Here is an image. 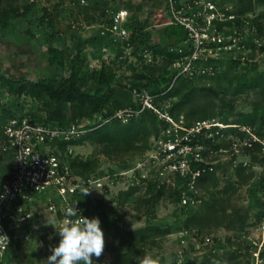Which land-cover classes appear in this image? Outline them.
Segmentation results:
<instances>
[{"label": "rangeland", "instance_id": "obj_1", "mask_svg": "<svg viewBox=\"0 0 264 264\" xmlns=\"http://www.w3.org/2000/svg\"><path fill=\"white\" fill-rule=\"evenodd\" d=\"M26 1L28 0H0V17L5 13L6 16L3 18H6L7 12L12 11L14 7L21 9ZM38 1L41 5L46 6L52 15V31L54 32L52 44L64 49L69 57L79 50L84 59V68L88 71L103 63L109 64L113 68L116 79L114 82L122 87V90L128 92L129 86H133L134 83L149 82L148 79L151 76L169 74L171 71L170 60L157 51L145 48L141 44L137 54H134L132 53V46H127L120 40L113 42L108 37L105 25L110 20V15L106 10H116L123 7L125 1L134 2L133 0ZM224 1L235 4L234 0ZM130 4L131 12L135 9L132 12L135 14L139 10L140 17L147 22L145 30L151 36L147 42L151 43L154 40L159 42L165 26L168 25L165 23V17L162 14L159 15L162 2L157 5L153 0H137L135 2L137 6H134V3ZM249 13L255 20L264 22V4H256ZM74 20H78L82 24L73 28L71 24ZM36 35L38 36L35 38L19 42L16 41L10 29L0 27V70L12 77L33 78L40 75L41 72L44 75L64 76L67 73V67L56 71L46 66L45 36L40 33H36ZM259 36L263 45L261 50H252L251 54L240 56V59H235L237 60L236 65H234L233 59V62H223L217 72L225 71L229 74L228 76H233L234 72L246 73L248 76L264 72V32L263 37L260 34ZM250 39L251 37H249ZM250 44L251 42L248 45L250 46ZM178 45L181 46L180 42ZM103 47H106V50H103ZM229 64L232 65L230 70ZM138 74L143 75V78L136 77ZM88 81V84L84 85L85 88L89 84L95 87L93 78H89ZM204 86L213 87L216 93L201 95L203 90L201 88ZM141 88L148 92L149 87L141 86ZM195 88L197 96L201 95L202 100L209 107L208 113L213 114L212 118L205 119L208 124L214 120H219L222 116L231 119L235 117L236 112H249L254 108L256 102L264 99L263 94L258 89L236 92L233 86H228L227 81L222 77L217 80L206 76L200 77L195 81ZM1 92L0 101L10 104L19 113L29 114L32 111H39L43 106L41 99L29 95L9 97L5 89H2ZM132 94V101L138 102L137 97ZM169 105L167 100L163 107L168 110ZM98 118L99 115L94 114L92 117L82 118L78 124L82 126L93 124ZM126 118L127 116H124L122 120L125 121ZM162 120L168 125L160 127L157 136L151 135L146 144L136 143L130 149L124 147L116 149L108 144L102 145L89 141L72 144L70 147L71 151L68 153L73 157L96 158L97 160L95 171L87 179L80 176L79 173L71 171L76 184H79L76 189V196H72L74 203L76 202L75 205L80 208L84 215L99 216L105 234L104 250L100 257L93 256V264L109 263L121 229L138 227L148 221L156 222L161 226L170 225L173 230L171 233L158 238L157 243L148 249V254L155 260H159L160 264H179L182 259L190 264L198 262L203 258L208 248L213 245L219 247L220 254L238 250L236 258L228 260L223 257L218 264L254 263L253 254L264 247V243L261 246L264 240V219L262 222L258 221L261 202H264V195H262L264 164L260 161L261 152L252 151L258 155V159L253 161L246 151V146L249 145L248 142L252 136L248 133L247 137L240 139L224 134L214 142L220 144L219 146L206 145V147L194 151L203 163L219 164L220 166L217 171V177H219L217 186L205 184L200 189H196V194L207 197L209 191L215 188L221 189L224 184L231 181L236 189L224 194V197L228 198V205L225 206L237 204L248 208L247 227L242 231L227 229L223 225H219L213 230L207 227L200 232L204 236H209V239L190 234L185 237L184 243H181L179 240L180 233L177 230L181 212L175 202L174 195L170 191H173L174 187L177 186L183 189L186 187H184L182 176L167 170L165 165L172 159L164 156L158 148L163 140L171 138L175 132L170 121ZM172 120H175L173 116ZM185 122L183 116H180L178 124L184 126ZM243 128L245 127H241V129ZM11 154L12 150L5 146L2 133H0V185L10 177ZM62 158L65 162L66 158L63 156ZM240 164L243 169L235 170ZM132 183L138 186V190L122 203L119 200V192L125 190ZM161 184H164L165 192L160 201L154 207L147 206L143 202V198L148 195L146 194L148 186L158 187ZM86 190L89 192L84 195ZM30 210L32 211L31 218L24 227L25 231L29 232L30 237L26 240H18L12 245L5 264H47V256L52 247L59 241L54 226L46 224V222H52L58 227L65 218L56 217L54 213L46 210L40 202L32 204ZM153 213L154 215H152ZM174 259H177L176 262H173ZM248 259L250 260L248 261ZM258 264H264V259L259 258Z\"/></svg>", "mask_w": 264, "mask_h": 264}, {"label": "trees", "instance_id": "obj_2", "mask_svg": "<svg viewBox=\"0 0 264 264\" xmlns=\"http://www.w3.org/2000/svg\"><path fill=\"white\" fill-rule=\"evenodd\" d=\"M8 1V0H7ZM222 2H226L221 0ZM235 8L239 13L252 11L256 4H264V0H234ZM159 3L162 0H153ZM1 15L0 27H5L13 32L16 41L23 42L30 38H35L36 33L45 36V60L46 66L52 70L59 71L67 67V73L64 76L44 75L41 72L36 77H12L0 70V93L5 89L9 97L21 95H29L36 99L43 101L42 108L39 111H32L29 114L22 113L6 102L0 101V133L2 127L8 119L12 117H28L38 123L45 125L69 126L72 123L78 124L84 117H92L97 114L99 118L93 124L84 126L85 132L78 138L70 139L68 141H53L51 146L55 147L54 152L66 158V161L75 173L87 179L97 167L96 158H78L73 157L67 152L68 145L80 144L84 141H89L96 144H108L114 146L116 149L124 147L125 149L133 148L136 143L148 142L151 135L157 136L160 127H166L167 122L160 119L151 109L145 108L138 114L127 116L126 120L123 117L116 116L118 110L127 107L139 109L140 104L131 99L133 89L142 90L141 86H146L148 92L155 96L154 103L157 106H163L164 102L168 100L170 105L168 107L169 113L176 121L183 116L185 119L184 127L186 129L194 128L197 122L210 119L213 114H209V107L202 100L204 94H215L216 90L209 86H204L200 96L196 94L195 81L200 77L189 78L179 76L172 87L168 86L172 80L173 73L151 76L149 82H137L133 86L130 85L128 92L122 90V87L115 84L116 81L113 73V68L109 64H101L99 67L90 71L84 68L83 57L78 50L73 56L69 57L64 49H61L52 44L54 32L52 31V15L46 6L39 3L38 0L26 1L22 8L14 7L12 11L7 12V17ZM145 19H142L138 13L131 14L126 23L129 30V43L132 46V53L137 54L139 47L151 48L153 51L163 55L167 59L174 60L178 56V52L171 51L170 48L177 45L185 35V29L178 24H168L163 30L159 42L149 41L150 34L145 30L147 24ZM258 34L262 35L264 32V22L256 20ZM49 28V30H47ZM263 46L260 47V50ZM235 61V62H233ZM232 62L236 65L237 60ZM231 62V61H230ZM231 69V64H229ZM225 71L218 73L214 71L212 74L206 76L212 79L226 80L228 86H233L236 92L246 91L248 89H258L264 97V72L255 75H247L246 73H233V76ZM221 76V77H219ZM228 76V77H227ZM93 78L95 87L88 84V79ZM136 77L143 78V75H136ZM205 91V92H203ZM133 95V94H132ZM170 99V100H169ZM163 102V103H160ZM18 109V108H17ZM212 122H221L227 126L218 124L210 125L208 128H200L198 131H193L183 142H188L192 146L214 145L220 144L214 142L222 135H229L237 138L247 137L249 134H254L260 141L250 138L246 146V151L249 153L251 160L256 161L258 155L252 152L257 150L261 152L260 161L264 164V99L255 103L254 108L249 112H236L235 117L228 118L220 117L219 120ZM245 127L246 129H241ZM186 130L178 129L180 135H184ZM249 133V134H248ZM262 141V142H261ZM196 164L201 170L196 176L195 187L200 189L205 184H213L217 186L219 177L217 171L220 168L219 164L210 165L205 164L201 160H194L191 165ZM243 166L240 164L235 170L240 171ZM11 177V175H10ZM9 177V179H10ZM184 179V187H187V178ZM1 186V185H0ZM262 195H264V176L262 178ZM180 189L178 186L173 191H170L175 197V202L179 206L181 212L177 224V230L186 229L195 237L204 236L200 230L207 229V227L215 229L219 225L225 226L231 230H244L248 225L249 211L244 206L237 204H228V198L224 194L229 193L230 190H235L231 181L224 184L221 189H213L209 191L207 197L200 194L191 195L200 198V201L195 205H180ZM138 190L136 184H130L125 190L119 192V200L123 203L133 196ZM165 192L164 184L158 187L148 186L146 190V197L143 202L147 206L154 207L158 204ZM76 195H74L75 197ZM74 204L73 198L70 199ZM226 201V203H225ZM226 205V206H225ZM153 210V208H152ZM154 215V213L152 214ZM61 217V214H58ZM264 218V202H261L260 215L258 221L262 222ZM172 227L170 225L161 226L156 222L148 221L141 226L121 229L115 251L111 256L108 264H136L140 256L148 254L150 246L155 245L157 239L171 233ZM209 232V231H208ZM189 236V235H187ZM186 236V237H187ZM207 236V235H206ZM204 236V237H206ZM9 246L2 264H5L11 250ZM254 249L256 247L254 246ZM238 250L226 251L219 253V247L215 245L208 248L202 259L191 264H218L223 257L228 260L236 258ZM251 255V254H250ZM252 256V255H251ZM259 257L264 259V247L259 250ZM251 259V258H250ZM248 259V261L250 260ZM174 259L173 262H176ZM247 261V260H246ZM31 264V263H27ZM156 264H160L156 260ZM179 264H190L182 259Z\"/></svg>", "mask_w": 264, "mask_h": 264}, {"label": "built area", "instance_id": "obj_3", "mask_svg": "<svg viewBox=\"0 0 264 264\" xmlns=\"http://www.w3.org/2000/svg\"><path fill=\"white\" fill-rule=\"evenodd\" d=\"M106 12L110 15V20L105 25L108 37L113 42L120 40L131 46L128 41L129 30L126 27L130 16L128 9L119 7L116 10L107 9ZM161 14L166 19L165 23L178 24L185 29L184 38L180 41L181 46L177 44L178 46L174 45L170 48L171 51L178 52V56L169 63L173 77L167 89L172 87L179 76L189 78L208 76L218 71L223 62L240 59V56L251 54L252 50H260L263 46L255 18L249 12H237L234 4L228 2L162 0L159 15ZM81 24L82 22L74 20L71 26L76 28ZM102 49L106 50V47ZM132 92L137 97L140 108L127 107L118 110L115 115L120 117L136 115L149 108L159 118L173 124L174 136L163 140L158 148L164 156L172 159L165 165L167 170L187 178V187L180 189L179 204L195 205L200 198L190 193L196 195V176L205 168H200L196 164L191 165V162L201 160L194 151L202 146H192L183 141L189 139L188 136L193 131L203 127L208 128L216 123L208 124L201 121L197 122L194 128L186 129L178 124V121L172 120V115L167 109L154 103L153 94L137 89H133ZM178 129L186 130L184 135H180ZM243 129L249 132L247 128ZM84 132V126L75 123L66 127L52 126L18 116L8 119L3 125V143L12 150V165L10 179L0 186V193H3V197L0 198V264L3 263L9 246L18 240H26L30 237L24 227L31 218L32 204L40 202L56 217L60 213L61 217L67 218L63 215V211L72 204L70 199L77 192L79 184L73 179L67 161L64 162L59 157L61 153L54 152L55 147L51 146V142L75 139ZM250 135L253 140L260 141L254 134ZM71 146H67V152L71 151ZM74 206L80 210L79 207ZM178 232L179 240L184 243L185 237L190 235L189 231L183 229ZM209 238L206 236L205 239ZM263 243L264 240L261 246ZM259 250L253 254L255 262L252 264H258Z\"/></svg>", "mask_w": 264, "mask_h": 264}, {"label": "clouds", "instance_id": "obj_4", "mask_svg": "<svg viewBox=\"0 0 264 264\" xmlns=\"http://www.w3.org/2000/svg\"><path fill=\"white\" fill-rule=\"evenodd\" d=\"M89 190L84 192L86 195ZM3 193H0V198ZM76 203V202H75ZM74 204H69L63 211L67 217L57 227L52 222L59 236L58 243L47 256V264H93V256L100 257L105 245V234L99 216L81 214ZM136 264H156L150 254L139 257Z\"/></svg>", "mask_w": 264, "mask_h": 264}, {"label": "crops", "instance_id": "obj_5", "mask_svg": "<svg viewBox=\"0 0 264 264\" xmlns=\"http://www.w3.org/2000/svg\"><path fill=\"white\" fill-rule=\"evenodd\" d=\"M134 2H131V1H125V4H124V8H127L128 9V11H129V13H130V15L132 14V12L135 10H133L132 12H131V10H132V8L129 6V5H131L130 3H134L135 4V2L137 1V0H133ZM129 2V3H128ZM138 5H139V3H138ZM134 6H137L136 4L134 5ZM138 10V9H137ZM139 12V10L136 12V13H138ZM139 14V13H138ZM141 15V14H140Z\"/></svg>", "mask_w": 264, "mask_h": 264}, {"label": "bare ground", "instance_id": "obj_6", "mask_svg": "<svg viewBox=\"0 0 264 264\" xmlns=\"http://www.w3.org/2000/svg\"><path fill=\"white\" fill-rule=\"evenodd\" d=\"M213 123L220 124L221 126H227L226 124H223L221 122H213Z\"/></svg>", "mask_w": 264, "mask_h": 264}]
</instances>
